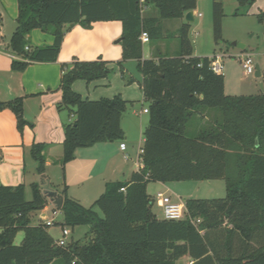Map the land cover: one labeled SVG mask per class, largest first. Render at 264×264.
Masks as SVG:
<instances>
[{"label":"trees","instance_id":"1","mask_svg":"<svg viewBox=\"0 0 264 264\" xmlns=\"http://www.w3.org/2000/svg\"><path fill=\"white\" fill-rule=\"evenodd\" d=\"M247 1L239 0L243 5ZM214 39L222 41L223 3L213 0ZM148 5L159 16L145 17ZM17 29L11 51L20 57L13 69L23 72L33 62H56L65 34L74 26L122 23V60L138 62L142 90L149 103L150 120L138 169L129 181L108 182L103 193L85 208L64 196L62 227H90L83 240L59 246L50 228L32 225V214L42 212L49 201L41 185L0 186V264H176L188 256L191 264H264V91L251 96L225 94V77L211 69L208 57H193L189 24L179 30L180 53L143 59V32L150 42L162 37V19H184L197 8L196 0H18ZM39 29L53 35L52 46L28 50L27 36ZM123 72V63H119ZM110 70L105 60L63 66L62 103L76 121L64 129L62 165L76 158L78 149L97 143L121 142L122 118L127 101L120 96L100 101L83 99L74 92L78 80H102ZM26 123L23 101L1 104ZM217 108L222 120L210 121L187 136L189 122ZM74 109V110H73ZM46 145L33 144L30 154L37 173L45 174ZM223 180L226 197L214 200L186 199L188 216L180 221L159 219L148 194L149 183ZM98 209L99 212L96 211ZM200 220L198 226L191 220ZM19 231L25 237L14 240Z\"/></svg>","mask_w":264,"mask_h":264},{"label":"crops","instance_id":"2","mask_svg":"<svg viewBox=\"0 0 264 264\" xmlns=\"http://www.w3.org/2000/svg\"><path fill=\"white\" fill-rule=\"evenodd\" d=\"M145 8L149 9V6ZM18 14V0H0V105L10 103L15 99H22L23 117L26 120L25 125L20 130L15 113L9 108L1 109L0 107V186L15 187L24 185L27 190L33 183H39L37 180L42 177L35 170L37 175H33L31 179L29 178L28 159L30 156L32 157L30 154L32 145L36 143L46 145L42 153L46 158V169L53 165H59L62 160L59 156L56 157L55 164L53 160L54 152H60L62 148L65 140V126L76 121V117L75 121L65 117L63 115L64 109L59 108L63 100L61 91L63 66L73 64L74 59H78V61L92 60L97 56L120 61L122 41L117 43L115 40L120 36L122 38L123 28L118 22L94 23L91 28L86 29L80 25L74 26L65 34L56 62H33L28 65L25 71L18 72L13 69V61H20L21 58L12 53L10 44L12 35L18 27ZM193 14L195 17L196 9L193 10ZM27 38L28 50L45 48L54 44L53 35L39 29L33 30ZM113 41H115L114 44ZM152 49L156 50V47L151 45ZM240 53L237 55L244 54ZM261 55L264 57V52ZM168 57L173 58L174 56ZM143 59H147L144 52ZM151 59H156V56L152 55ZM123 72H126L124 66ZM260 72L261 77H263L264 74L261 70ZM224 77H226L225 94L230 97L236 95L232 93L235 90L234 86L231 85L227 76ZM103 86H108V83L96 84L95 88ZM125 88L126 84L123 81L118 89H103V91L91 95L92 91L89 92L91 90L90 84L85 86L83 83H75L73 85L74 92L82 98L86 96V98L100 101L103 98H113L115 95H120L127 101H140L142 97L140 93L137 92L133 97L135 99L132 100L128 97L130 90ZM209 114V112H204L205 120L209 117ZM124 134L127 135L125 128ZM122 142L125 143L126 141L97 143L78 149L75 152L76 158L63 167L66 173L64 186L68 188L67 191L70 197L81 204L80 199L87 197V189L97 187L95 185L97 179L102 180L98 189L100 188L99 190L104 193L108 182H123L131 179L132 174L138 169V161L132 162L131 153L127 152L128 146L126 143V149L120 150ZM46 179L51 187V184H53L51 177L48 175ZM169 184L162 183L163 186L171 188L172 186ZM72 187L84 189L85 191L80 194L78 192L74 193ZM47 208L40 213V218L47 219ZM46 222H43V224ZM182 259H185L188 262L187 264L192 263L188 256ZM176 264H178V261Z\"/></svg>","mask_w":264,"mask_h":264},{"label":"rangeland","instance_id":"3","mask_svg":"<svg viewBox=\"0 0 264 264\" xmlns=\"http://www.w3.org/2000/svg\"><path fill=\"white\" fill-rule=\"evenodd\" d=\"M197 8L196 15L194 17L193 23H188L184 19H162V37L157 40V42L145 43L143 52L147 59H151L152 55L157 56H174L180 53V40L179 30L182 28L183 24L190 25V31L188 34V39L192 44V54L195 57H210L213 58L219 55L222 58L223 63V76H227L231 85L234 86V92L239 96H251L262 94L264 91V75L263 77H257L255 73L246 76L241 64V58L237 57L240 52L244 54H251L255 66L259 65L262 74H264V57L261 53L264 52V0H255L254 3L247 1L245 4H241L239 0H221L223 3V17H222V41L216 43L214 39V21H213V0H196ZM149 9L145 8L143 15L145 17L156 18L159 16V10L153 5H148ZM147 6V7H148ZM121 24L122 23L118 22ZM86 29L85 26H81ZM121 38V36H120ZM120 38L116 39L117 42ZM113 41V44L115 43ZM237 42L239 44H244L246 49L240 50L238 46H234L233 43ZM122 43V42H121ZM151 45L156 47V50H151ZM240 53V54H241ZM78 60V59H74ZM96 60H105L110 73L107 77L102 78V80H97L88 83L86 80H78L75 83H83L85 86L90 84L91 95L103 91V89H118L121 87V83L124 81L126 88L130 90L128 92V97L130 99H135L136 93H140V101L132 102L127 101L123 96L125 101H127L126 111L122 118V129L126 131V136L122 141L128 146V153H131L132 162L139 161L141 155V148L144 145V130L147 127L150 115L148 114L149 103L146 102L143 96L142 90V74L138 71V62L134 60H122V55L120 61H113L110 59H104L103 57L97 56L92 60H83L85 62H94ZM81 61V62H83ZM120 62L123 63L126 72L124 74L121 72ZM226 63V64H225ZM113 68V69H112ZM107 78V79H106ZM226 79V77H225ZM103 81V82H102ZM74 83V84H75ZM108 83L106 87L95 88L96 84ZM130 86V87H128ZM134 87V88H133ZM103 88V89H101ZM233 91V90H232ZM127 92V90H126ZM230 93V94H232ZM113 96V98L115 97ZM127 97V96H126ZM82 98V97H81ZM83 98H86L83 97ZM89 99V98H86ZM112 99V98H109ZM95 101L93 99H90ZM74 110V109H73ZM147 111V113H146ZM206 112H209V117L202 121L199 116H195L188 124L186 129L187 136H195L196 131L210 121L222 120V113L219 109H209ZM65 117L70 118L75 121V116L72 114L69 109L63 111ZM63 149H60V152H54V158L56 164V157L63 159ZM28 173L29 178L31 179L36 170V162L30 156L28 159ZM64 166L60 162L59 165H53L46 169L45 167V176H50L52 183L51 188L59 191L60 193L66 187L64 186ZM43 176V175H42ZM36 177V176H35ZM42 178V177H41ZM41 178L37 180L40 185ZM36 179V178H35ZM102 182L101 179H97V187H92L87 189V197L85 199H80L81 205L85 208L91 206L104 192L98 189L99 184ZM171 188L163 186L162 183H149L147 186L148 194L151 199L154 201L153 212L158 216L159 219L163 217L162 208L160 209L157 206V195L163 193L167 196H170L172 200L176 203L184 202L186 199H206L214 200L216 198L226 197V187L223 180L216 181H197V182H179V183H170ZM63 187V188H62ZM42 189V188H41ZM72 190L78 192V194L83 193L84 189H79L77 187H72ZM100 191V192H98ZM26 198L28 201L32 199L31 189L28 187L26 190ZM50 205L47 208L46 214L47 219L40 218V213L36 212L32 214V225L41 224L45 221H53V225L50 227V234L54 237L55 240L65 239L66 244H70L72 241L83 240L90 232V227L86 226H77L74 228L62 227L61 224L64 222V213L61 210H57L54 206ZM97 212L102 216L100 211L96 209ZM64 230H67L69 233L65 236ZM25 237L24 231H19L15 237L14 244L20 245ZM188 262L185 259H180L178 264H187Z\"/></svg>","mask_w":264,"mask_h":264},{"label":"built area","instance_id":"4","mask_svg":"<svg viewBox=\"0 0 264 264\" xmlns=\"http://www.w3.org/2000/svg\"><path fill=\"white\" fill-rule=\"evenodd\" d=\"M141 2H144V0H141ZM140 40L143 42V44L145 43H149V38H148V34L146 32H143L140 36ZM28 50V48H27ZM237 57L241 58V64H242V68L244 70V74L246 76H250V74H253L256 72V66L254 63V59L252 57V55L250 54H241L238 55ZM211 59V69L212 71H214L217 74H222L223 71V64H222V58L217 55ZM126 149V144L124 142H122V144L120 145V150L123 151ZM157 201V205L159 207H162V211H163V218L167 219V220H173V221H180L181 219H185L188 216V211H187V206H185V201L180 202V203H176L172 200V198L170 196H167L163 193H160L157 195L156 198ZM191 223L193 225L198 226L200 220L198 219V221H195L193 219H190ZM45 225H47L48 227H51L53 225V221H47L45 223ZM69 232L67 230H64V235L66 236ZM57 244L59 246H66V242L65 239H61L57 241Z\"/></svg>","mask_w":264,"mask_h":264},{"label":"water","instance_id":"5","mask_svg":"<svg viewBox=\"0 0 264 264\" xmlns=\"http://www.w3.org/2000/svg\"><path fill=\"white\" fill-rule=\"evenodd\" d=\"M193 15H194L193 12H188L185 15V21H187L188 23H193V20H194ZM121 40L122 38H120V40H118L117 43H120ZM233 45L238 46L241 50L245 49L244 44H239L237 42H234ZM255 75L257 77H261L259 65H256ZM40 184L42 186L43 194L46 196L49 203H51V205L54 206L55 209L62 211L63 210L62 207L64 204V196L60 192L50 187L49 181L46 179L45 175L42 176ZM43 216L45 217L46 215L44 214Z\"/></svg>","mask_w":264,"mask_h":264}]
</instances>
